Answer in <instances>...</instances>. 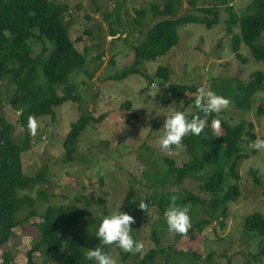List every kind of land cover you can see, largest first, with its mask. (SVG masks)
Here are the masks:
<instances>
[{"label": "rangeland", "instance_id": "rangeland-1", "mask_svg": "<svg viewBox=\"0 0 264 264\" xmlns=\"http://www.w3.org/2000/svg\"><path fill=\"white\" fill-rule=\"evenodd\" d=\"M52 1L66 5L63 19L69 21V37L86 59L84 67L75 70L68 79L75 85V92L82 101H66L55 106L54 116L32 118L36 121L37 129L35 135L30 134V149L21 154L22 169L25 174L34 175L42 166H47L49 183L43 186L47 198H36V215L13 228L14 236L0 248V264H6L3 263L6 252L11 257L8 264L27 263L26 252L37 240L35 224L41 220L40 216L48 203H75L84 211V218L96 220L101 213L107 214L120 204L119 210L133 217L130 235L141 241L143 248L130 255L115 244L106 248L116 264H135L136 255L142 256L153 247L151 229L153 222L160 218L156 206L147 200L152 193L149 176L159 175L166 169L164 158L173 159L177 166L190 158L184 146L160 149L157 136L163 114L155 113L167 112L170 106L184 111L187 117L195 112L189 101L194 94L173 97L168 103L160 100L165 84L154 78L155 69L159 65L167 66L169 82L211 89L212 85H224L225 80L231 78L237 79L239 84L248 82L253 71L264 72V61L256 60L243 44L239 49L242 59L235 56L231 49V36L232 32L239 33V25L231 23L230 29L226 25L229 14L220 8L217 24L210 28L198 23L179 26L178 42L168 53L145 62L140 67V73L116 81L112 77L131 66L134 60L132 45L140 43L144 38L143 31L158 20L149 6L160 0ZM197 3L199 6H209L212 0H198ZM252 3L253 0H233L231 9L237 15H242L251 9ZM187 7V0H182L178 15L187 12ZM138 10H144L145 14H138ZM191 12L203 16L197 11ZM116 18H119L121 26ZM111 26L119 31L122 29V32L112 37L109 33ZM77 37H80L79 42H75ZM45 41L49 52L53 46ZM256 43L264 45V34ZM31 48L34 56L41 46L31 41ZM13 91L14 87L6 79L0 80V115H4L13 125L12 136L18 141L23 128L17 121L20 111L12 107L9 101ZM227 98L229 105L221 109L218 116L230 124L243 120L254 126L252 133L255 137L244 145L248 158L238 166L240 196L237 201L228 202V213L223 222L220 219L211 221L194 238L187 233L178 238L165 229L160 235L161 244L173 245L177 252L183 251L174 254V259L178 261L189 257L185 252L192 249L199 253L198 260L202 264H244L247 259L249 264H264V237H257L243 227L245 217L252 212L258 211L264 215V149H254V152L250 147L256 138H264V114H258L259 107L264 109V92L256 93L247 111L235 108L232 98ZM86 110L95 117L100 114L106 116L101 122L88 125L79 134L75 152L68 163H63L65 136L71 124ZM199 183L196 179H186L179 186L165 187L164 190L187 189L205 196L198 187ZM130 188L131 201L127 208L124 199ZM32 195L35 197V193ZM141 201L144 204L148 202L146 209L138 208ZM133 206L138 213H145V217L138 218L131 213L129 209ZM196 213L195 219L202 218L200 209ZM26 214L22 212L19 218ZM189 218L192 222L191 215ZM34 257L36 261H42L39 253H34Z\"/></svg>", "mask_w": 264, "mask_h": 264}, {"label": "trees", "instance_id": "trees-1", "mask_svg": "<svg viewBox=\"0 0 264 264\" xmlns=\"http://www.w3.org/2000/svg\"><path fill=\"white\" fill-rule=\"evenodd\" d=\"M197 2L198 0H187L188 10L181 15H178V11L182 0H160L159 3H151L149 8L158 20L143 31L144 38L140 43L132 45L134 60L131 66L117 72L112 79L120 81L129 75L138 74L145 62L154 61L168 53L178 42L179 26L198 23L210 28L217 24L220 8L229 14L226 25L230 29L231 23L239 25V33L232 32L231 36V49L235 56L242 59L239 49L243 44L256 60L264 61V45L256 43L260 35L264 34V0H253L251 9L242 15H237L231 9L233 0H212L209 6H199ZM66 10L65 4L52 0H0V80L6 79L14 87L9 101L12 107H17L20 111L17 121L23 128L21 138L15 141L12 136L13 125L4 115H0V248L14 236V227L36 215V198H47L43 188L49 183L47 166H42L34 175L25 174L22 169L21 154L31 147V136L27 127L29 117L54 116L55 106H60L66 101H82L75 92V85L68 79L71 73L84 67L86 59L84 53L74 46L69 37V21L63 19ZM191 11H197L203 16ZM137 13L144 15L145 11L138 10ZM116 19L117 24L121 26L119 18ZM121 32L122 29L119 31L112 26L109 30L112 37ZM44 39L53 46L49 52ZM31 41L41 46L34 56ZM79 41L80 37L75 38V42ZM97 57L100 58V55ZM154 78L165 84L160 97L163 103H168L173 97H183L187 94L195 96V89L198 87L169 82L170 71L167 66H157ZM239 83L237 79L231 78L225 80L224 85H212L211 90L220 96L231 97L235 108L250 110L256 93L264 92V72L253 71L248 82ZM57 89L61 91L60 94ZM194 96L189 101L192 102ZM128 105L129 102L126 107ZM78 107L81 109L80 105ZM258 114H264V109L259 107ZM105 116L100 114L95 117L86 110L71 124L63 143V163H68L75 152L79 134L88 125L101 122ZM213 118L220 121V136L213 137L210 126L199 136L186 135L182 138L180 146L170 147L184 146L186 154L190 157L188 161L177 166L173 159L164 158L166 169L159 175L149 178L146 176L152 187V193L147 200L156 206L160 218L153 222L151 229L153 247L142 256L136 255L135 264H158L159 261L161 264H202L198 260L199 253L192 249L185 252L192 257L178 261L174 259L177 249L173 245L161 244L160 235L167 228L163 211L170 196H177L176 203L188 207V215L192 217L191 226L187 231L190 238L203 231L213 220L220 219L223 222L227 217L228 202L237 201L239 198L238 166L242 160L248 158L244 145L255 137L252 133L254 126L251 122L243 120L230 124L226 119L219 117L218 113L210 114L208 121ZM186 179L198 180V187L205 196L187 189L164 190L165 187L179 186ZM130 190L131 188L124 199L127 208L128 202L131 201ZM32 193H35V197ZM75 200L78 201V198ZM148 202L145 203L146 207ZM134 205L136 206V203ZM135 206L129 209L130 212L138 218H144L146 214L138 213ZM198 209L202 211L203 216L195 219ZM22 212L27 214L19 218ZM40 219L35 224L38 230L37 240L26 252V264H93L84 260L83 256L86 247L99 243L94 236L96 219L84 218V211L75 203H48ZM243 227L245 231L257 237H264V215L258 211L252 212L245 217ZM176 236L179 238L182 235ZM101 247L107 251L106 246ZM34 253L42 256L41 262L35 260ZM130 253L127 252L126 255ZM262 253L264 255V251ZM10 260L11 257L6 252L3 263L8 264ZM244 264H249L248 259Z\"/></svg>", "mask_w": 264, "mask_h": 264}, {"label": "clouds", "instance_id": "clouds-1", "mask_svg": "<svg viewBox=\"0 0 264 264\" xmlns=\"http://www.w3.org/2000/svg\"><path fill=\"white\" fill-rule=\"evenodd\" d=\"M192 104L195 112L190 118L186 116L184 111L176 110L171 106L167 112L155 113L157 115L163 114V122L158 129L159 135L157 136L161 150L169 149L173 145L180 146L183 137L188 134L199 136L207 126L211 127L213 137L220 136V121L213 118L209 122L208 117L210 114L218 113L221 109L227 108L229 105L228 98L216 94L210 88L198 86L195 89ZM27 127L31 135L36 134L37 124L31 117L28 119ZM250 147L256 150L264 149V138H256ZM168 199L169 203L163 211L168 232L170 234H186L191 226L188 207L177 204L178 197L175 195ZM137 206L141 210L146 208L142 201ZM119 207L120 204L107 214L101 213L97 217L94 236L99 243L96 246L85 248L84 260L93 262V264H116V260L101 245L115 244L121 250L133 253L139 252L143 248V243L134 240L130 235V224L133 217L120 211Z\"/></svg>", "mask_w": 264, "mask_h": 264}, {"label": "water", "instance_id": "water-1", "mask_svg": "<svg viewBox=\"0 0 264 264\" xmlns=\"http://www.w3.org/2000/svg\"><path fill=\"white\" fill-rule=\"evenodd\" d=\"M13 101H14V100H13ZM13 101H12V102H13Z\"/></svg>", "mask_w": 264, "mask_h": 264}]
</instances>
